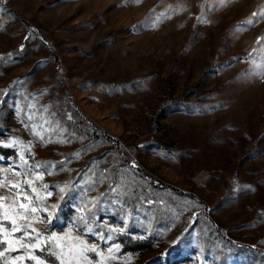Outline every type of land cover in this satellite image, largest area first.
<instances>
[{"label": "rangeland", "instance_id": "374dc122", "mask_svg": "<svg viewBox=\"0 0 264 264\" xmlns=\"http://www.w3.org/2000/svg\"><path fill=\"white\" fill-rule=\"evenodd\" d=\"M26 180L80 264H264V0H0V183Z\"/></svg>", "mask_w": 264, "mask_h": 264}, {"label": "snow or ice", "instance_id": "6c2138e0", "mask_svg": "<svg viewBox=\"0 0 264 264\" xmlns=\"http://www.w3.org/2000/svg\"><path fill=\"white\" fill-rule=\"evenodd\" d=\"M39 167V166H37ZM43 178L42 174L37 175L36 179L41 180ZM24 187L21 186L20 182L16 183H0V188H6L10 195L0 196V245H3V249L0 250V257H3L5 253L13 248L14 244H19L20 248L36 250L39 249L41 252L47 253L49 259L55 257V260H50V264H80V257L83 256L84 252L91 251L97 252V245L92 244L88 245L85 240L76 237L78 241L77 245L74 248L79 249V254L74 251V248H70L68 251L64 250V246L60 243L65 239V236H57L55 233H49L45 236L44 233L38 231L35 227V223H43L44 220L48 219L47 216H44L40 220H32L29 218V214L36 213L37 211L48 212L49 208H37L33 206L36 201L40 200L41 197L37 194L35 197L30 198L28 192H36V188L33 187V181L26 180L24 182ZM44 189H48L49 185H42ZM55 188V186H52ZM12 189H17V191L12 192ZM21 191L24 195L21 197ZM60 191L63 192L64 189L60 188ZM52 193L47 192V196H51ZM25 201L27 203H25ZM55 208V205L51 206ZM81 219L85 217L81 216ZM24 221L23 224H18L17 221ZM91 231V230H89ZM16 233H20L19 236H16ZM32 233H35L33 236ZM68 235V234H65ZM9 236H13L14 239H9ZM111 236L104 237L101 236L100 239L111 240ZM44 244V247H41V244ZM175 245H179L180 240L177 239ZM20 248L13 249L15 251H20ZM111 251V249H109ZM102 255V253H99ZM167 256V253L164 254ZM28 259L36 261V264H45V260L40 259L39 257L32 255L31 252L28 254ZM14 261L25 259L24 256H17L13 258ZM87 259V257H84Z\"/></svg>", "mask_w": 264, "mask_h": 264}]
</instances>
